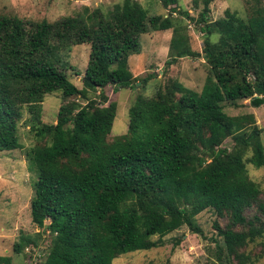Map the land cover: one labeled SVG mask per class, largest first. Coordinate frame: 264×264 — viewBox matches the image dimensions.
<instances>
[{"label": "trees", "instance_id": "trees-1", "mask_svg": "<svg viewBox=\"0 0 264 264\" xmlns=\"http://www.w3.org/2000/svg\"><path fill=\"white\" fill-rule=\"evenodd\" d=\"M156 1L165 15L150 16L137 0H122L108 13L85 7L52 23L0 16V153L22 149L25 107L35 140L25 152L36 171L31 222L49 235L39 264H113L162 246L182 227L206 239L197 216L207 209L228 220L213 224L208 250L216 264L264 259V190L246 167L264 168L261 129L252 114L224 112V104L241 101L264 105V0H247L245 17L225 10L213 21L215 0H193L202 4L197 19L177 8L179 0ZM174 13L199 26L201 52L190 47ZM168 30L165 66L201 57L208 74L200 92L169 79L151 97L137 95L126 133L109 139L117 105L103 89L133 88L128 58L140 53V35ZM83 44L89 59L77 88L65 58ZM96 91L98 100L90 98ZM55 92L68 102L55 123H43L42 102ZM228 139L230 149L223 147ZM36 237L20 234L13 252L37 248ZM0 264L11 260L0 256Z\"/></svg>", "mask_w": 264, "mask_h": 264}, {"label": "rangeland", "instance_id": "rangeland-1", "mask_svg": "<svg viewBox=\"0 0 264 264\" xmlns=\"http://www.w3.org/2000/svg\"><path fill=\"white\" fill-rule=\"evenodd\" d=\"M122 0H0V16H16L22 20L39 22L46 20L50 23L62 17L72 16L82 12L87 7L90 10L99 8L108 13L114 4ZM148 12V15H165L162 6L156 0H137ZM249 1V0H248ZM210 20H216L224 15L225 10L236 12L245 17L247 0H215L210 5ZM177 8L187 12L191 18L197 19L202 4L198 6L193 0H179ZM182 20L184 32L188 36L190 47L197 52L202 50V35L198 25L180 14H173ZM172 31L149 32L140 35V53L128 58L129 71L135 78L133 88L113 91L112 86L103 89V94L109 102H115L116 116L112 124L109 139L123 135L128 126V109L137 95L151 97L156 88L162 87L169 79L177 80L186 88L200 92L208 68L200 58H181L170 66H165L168 60V48ZM72 69H67L66 75L70 82L81 88V76L88 64L89 46L86 44L71 47L65 58ZM78 72L80 75L76 76ZM148 76L149 79H146ZM146 81H143L145 80ZM96 91L90 98L98 100ZM60 92L44 97L42 102L41 120L43 123L56 122V116L61 104L67 103ZM85 104V102H82ZM224 112L229 116L252 114L258 128L261 129V143L264 145V105L253 108L248 101H241L238 107L224 104ZM27 109H22V119L18 126V137L22 146L20 150L0 153V256L9 257L11 264H39L43 259L49 244L48 232L39 230L32 222L29 203L33 196L32 184L36 180V171L26 161L25 152L35 145V140L28 130ZM232 142L226 140L223 147L230 149ZM247 173L252 181L264 190V168H255L247 164ZM197 222L203 231L202 236L192 234L186 227L165 236L160 247L147 251H136L121 255L113 260V264H216L212 254L211 238L215 237L214 222L225 226L227 218H219L213 210L207 209L197 216ZM47 223V221H46ZM40 232L36 235V233ZM20 234L37 236V248L28 247L20 255L13 252V244ZM154 239H157L156 237ZM179 240L178 246L174 244ZM208 248H211L208 250ZM261 264H264V259Z\"/></svg>", "mask_w": 264, "mask_h": 264}]
</instances>
